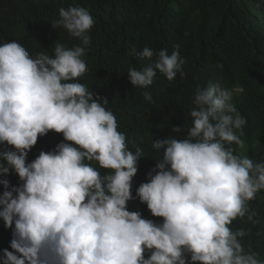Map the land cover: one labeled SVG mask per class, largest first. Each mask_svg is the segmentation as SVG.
<instances>
[{"label": "clouds", "instance_id": "1", "mask_svg": "<svg viewBox=\"0 0 264 264\" xmlns=\"http://www.w3.org/2000/svg\"><path fill=\"white\" fill-rule=\"evenodd\" d=\"M94 25L86 8L62 7L51 26L77 38L73 48L57 42L54 56H33L17 41L0 44V175L20 181L9 188L0 179L8 189L0 192V220L12 229L0 264H264L245 250L248 230L232 228L237 219L254 222L250 202L264 190V161L231 147H243L247 124L232 91L220 81L197 88L192 126L182 139L152 142L163 155L134 197L144 152L135 140L130 150L107 98L78 82ZM139 56L149 63L128 69L135 87L147 89L158 73L169 82L186 76L178 50L145 47ZM143 96L154 103L151 92ZM50 132L63 141L27 162ZM135 198L162 223L129 211Z\"/></svg>", "mask_w": 264, "mask_h": 264}, {"label": "trees", "instance_id": "2", "mask_svg": "<svg viewBox=\"0 0 264 264\" xmlns=\"http://www.w3.org/2000/svg\"><path fill=\"white\" fill-rule=\"evenodd\" d=\"M71 6L86 8L95 20L83 57L88 72L78 82L107 98V108L115 114L119 131L126 134L130 150L135 151L131 143L135 140L144 152L133 179L134 197L163 155V149L157 152L152 142L186 136L196 90L210 82L220 81L231 90L233 103L247 119L243 147H231L254 162L264 161V0H0V44L17 41L33 56L40 52L54 56L57 42L73 48L80 41L51 26L59 19V9ZM145 47L156 52L167 49L169 54L178 50L186 59V76L177 73L169 82L158 73L147 89L133 86L127 72L130 67L142 70L149 63L139 56ZM145 91L151 92L154 103L144 99ZM181 125L180 133L172 132ZM63 139L54 132L40 137L27 162L41 151L54 150ZM0 179L8 181L9 188L20 183L14 172ZM4 190L8 189L0 185V192ZM250 209L254 222L237 219L232 228L248 230L242 238L245 250L259 252L264 260V190L250 202ZM128 210L162 223L138 198L129 201ZM11 239L12 229L0 220V255L4 249L12 250Z\"/></svg>", "mask_w": 264, "mask_h": 264}, {"label": "bare ground", "instance_id": "3", "mask_svg": "<svg viewBox=\"0 0 264 264\" xmlns=\"http://www.w3.org/2000/svg\"><path fill=\"white\" fill-rule=\"evenodd\" d=\"M144 118V117H143ZM145 121H146V119H145ZM151 121V120H150ZM136 122V121H135ZM156 122V121H155ZM140 124V123H139ZM159 124V123H158Z\"/></svg>", "mask_w": 264, "mask_h": 264}]
</instances>
